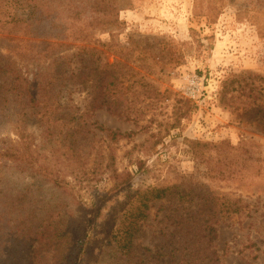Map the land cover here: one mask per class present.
Listing matches in <instances>:
<instances>
[{
    "label": "rangeland",
    "instance_id": "rangeland-1",
    "mask_svg": "<svg viewBox=\"0 0 264 264\" xmlns=\"http://www.w3.org/2000/svg\"><path fill=\"white\" fill-rule=\"evenodd\" d=\"M43 1L57 9L73 3L79 7V22L90 34L91 40L108 42L111 39L106 31L88 28L87 24L93 19L101 18L89 13L86 3L92 0ZM107 2L114 4L118 10V24L111 29L116 40V54L103 52L100 57L94 56L95 64L126 61L135 72V81L130 83L131 88L122 92L123 99L117 101L119 115L109 113L105 106H100L84 116L81 134L85 140L78 143V148L86 172L93 166L96 151L107 153L112 146L118 170L136 173L131 188L112 199L93 225L88 235V250L81 264H169L170 255L177 263L181 253L187 254L179 250L180 238H184L177 224L179 217L188 219L203 210L196 199L191 203L155 202L147 220L135 233L129 258L116 261L115 249L106 245L107 235L116 232V228L118 234H122L123 230L118 228L119 220L130 204L135 205L138 194L157 187H175L179 193L190 197L212 193L225 195L229 200H239L240 217L227 219L217 216L213 220L216 239L206 255L215 251L219 256L217 262L213 257L215 264H264V134L256 129L253 114L244 115L243 111L264 108V81L259 79L264 78V0ZM19 14L28 19L25 16L27 10L19 11ZM66 17V13L61 15L63 20ZM44 22L41 33L55 35L57 31L48 29L47 21ZM28 41L30 51L36 54L46 44L36 42L32 37ZM3 42L0 41V44L5 48L7 45ZM69 45L79 46L78 42H70ZM73 52L75 49L70 51ZM3 53H6L5 50ZM81 65L78 63L75 66L79 68ZM30 86L34 94L35 81ZM131 91L135 95L132 96ZM89 96L79 88H71L64 94L61 104L67 111L76 107L81 113L91 99ZM114 98L107 93L102 99L111 103ZM178 99L187 101V105H176ZM126 107L130 108L129 112ZM187 107L189 114L149 156L138 152L137 148L132 149L150 134L158 131L165 134L166 124L172 122L174 109L182 108V112H186ZM126 115L133 121H127ZM99 127L134 135L110 145L107 133L100 131ZM29 130L35 132L32 125H29ZM8 136L15 139L9 131L0 130V138ZM41 138L37 141L43 144ZM74 139H79V134ZM188 141L210 145L224 143L238 149L241 158H238L235 172L234 163H231L222 178H211L206 167L210 160L213 166L216 152L193 148ZM50 143L49 138L45 147ZM241 150L248 152L250 160ZM137 160L145 162L144 170L140 172L135 165H131ZM43 181L23 178V175L16 179L12 172L2 168L0 199L9 194L11 182L15 183L12 187L15 194L30 188L53 204L72 199L59 190H52ZM73 187L77 202L86 208L94 202L95 195L109 189L110 183L102 176L96 182L87 184L83 177L80 182H74ZM220 200L223 201L222 198ZM72 208L77 211L75 206ZM201 244L196 248H200ZM203 247H206V242ZM42 252L37 253V258L41 259ZM50 253L53 255V252ZM50 258L46 256L41 260L52 264Z\"/></svg>",
    "mask_w": 264,
    "mask_h": 264
},
{
    "label": "trees",
    "instance_id": "trees-1",
    "mask_svg": "<svg viewBox=\"0 0 264 264\" xmlns=\"http://www.w3.org/2000/svg\"><path fill=\"white\" fill-rule=\"evenodd\" d=\"M38 1L0 0V41L7 45L2 48L0 44V130H7L15 136V139L9 136L0 138V170L7 169L16 179L23 175V178L44 180L49 188L71 196L73 201L59 200L53 204L51 200L34 193L30 188L15 194L12 189L15 183L11 182L9 194L0 199V264H47V260H41L46 256H51L52 264H81L88 250V235L93 225L98 222L112 199L131 188L136 173L118 170L112 146L107 153L97 150L93 166L86 172L78 148V143L85 140L81 134L82 119L88 112L100 106H105L109 113L119 115L120 105L117 101L123 97L124 90L131 88L130 83L135 81V72L126 61L115 60L110 65H97L94 61V56L100 57L103 52L116 54V40L111 33L112 27L118 24V10L114 4L107 0L86 3L90 14L101 16L87 24L88 28L106 31L111 38L108 42H101L91 40L90 34L82 28L84 26L79 22L81 12L73 3L59 7L62 9L59 11L43 0ZM26 10L25 16L28 19L19 14V11ZM63 13L67 14L64 20L61 18ZM44 21H47L48 29L57 31L55 35L41 33ZM29 37L36 42L46 43L40 53L30 51ZM70 42H78L79 46L69 45ZM72 49L75 52L70 53ZM78 63L82 64L79 68L75 66ZM259 79L264 81V78ZM34 81L36 88L33 94L30 85ZM71 88H79L90 95L91 99L84 112L80 113L76 107L67 111L61 104L64 94ZM107 93L115 97L111 103H108V99H102ZM131 95H135V92L131 91ZM131 103L135 105L133 100ZM175 103L187 105V101L182 99ZM125 110L129 112L130 108L126 107ZM243 111L244 115L253 114L256 129L264 134V108ZM187 114L189 107L186 112H182V108L174 109L172 122L166 124L165 134L162 135L160 131L150 134L139 145H133L132 149L137 148L138 152L149 156ZM125 118L127 121L132 120L128 115ZM29 125L33 126L35 132L29 130ZM98 129L107 133L110 145L134 135L120 134L102 127ZM76 134H79V139H74ZM41 136L43 144L37 141ZM49 138L51 143L45 147ZM188 143L193 148L216 152L215 163L211 166L210 160L206 167L211 178H222L231 163H234L235 172L238 158H241L238 149L224 143ZM241 152L250 160L251 156L247 151ZM131 165H135L140 172L144 170L145 162L137 160ZM102 176L110 183L109 189L95 195L94 202L83 208L77 202L74 182H80L85 177L89 184ZM220 198L223 199L222 202ZM195 199L203 210L192 214L188 219L179 217L177 224L179 233L184 238H180L179 250L187 254L181 253L177 263L172 261L174 256L170 255L169 264H215V260L217 262L219 258L217 253L210 251L206 255L216 239V228L212 222L217 216L227 219L240 217L241 202L230 201L225 195L212 193L190 197L179 193L175 187L145 189L138 194L135 205H129L118 223V228L123 230L122 234H118L119 230L116 228V232H111L106 237V245L115 249L116 261L129 258L135 233L147 220L155 202L168 200L191 203ZM72 205L77 211H74ZM204 242L206 247H203ZM200 243L201 247L196 248ZM39 252H42L41 259L37 258Z\"/></svg>",
    "mask_w": 264,
    "mask_h": 264
}]
</instances>
